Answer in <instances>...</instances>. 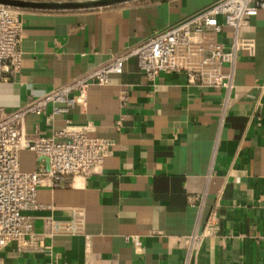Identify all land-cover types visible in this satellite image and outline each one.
<instances>
[{
	"label": "crops",
	"instance_id": "0c3cea01",
	"mask_svg": "<svg viewBox=\"0 0 264 264\" xmlns=\"http://www.w3.org/2000/svg\"><path fill=\"white\" fill-rule=\"evenodd\" d=\"M216 1L22 9V68L15 79L0 82V107L19 109ZM231 32L225 27L220 35L227 46ZM249 35L256 39L255 54L238 55L230 90L191 85L186 75L172 71L149 81L132 58L108 85L89 87L69 113L53 118L49 106L44 115L29 116L30 133L51 136L67 121L90 124L92 135L111 146L95 174L77 177L65 189L39 190L44 208L28 213L36 231L43 232L45 217L71 221L76 216L79 233L48 239L52 256L24 260L264 264V10ZM41 163L32 152L21 155L23 171H35ZM194 234L205 235L198 249L191 245Z\"/></svg>",
	"mask_w": 264,
	"mask_h": 264
},
{
	"label": "built area",
	"instance_id": "2783aa9c",
	"mask_svg": "<svg viewBox=\"0 0 264 264\" xmlns=\"http://www.w3.org/2000/svg\"><path fill=\"white\" fill-rule=\"evenodd\" d=\"M262 10L264 0H218L19 109L0 107V264H33L25 257L52 256L48 239L77 235L76 216L71 221L45 217L43 232L38 233L35 217L28 213L44 208L38 202L40 189L71 187L75 178L95 174L110 154V141L93 136L90 124L67 121L60 131L42 136L27 131L29 116H42L49 106L53 107V118L69 113L89 87L108 85L112 76L123 73L132 58L137 59L141 73L149 81L172 71L186 75L191 85L230 90L238 55L255 54L256 39L249 32ZM23 12L0 4V82L15 79L22 68ZM225 27L232 30L229 46L220 40ZM226 65L230 66L228 72L224 71ZM25 151L42 161L37 170H22L21 155ZM213 222L214 219L210 224ZM204 237L194 234L190 238L192 248L198 249Z\"/></svg>",
	"mask_w": 264,
	"mask_h": 264
},
{
	"label": "water",
	"instance_id": "95a60500",
	"mask_svg": "<svg viewBox=\"0 0 264 264\" xmlns=\"http://www.w3.org/2000/svg\"><path fill=\"white\" fill-rule=\"evenodd\" d=\"M136 0H80V1H29L0 0V4L30 10L78 11L94 10L124 4Z\"/></svg>",
	"mask_w": 264,
	"mask_h": 264
}]
</instances>
